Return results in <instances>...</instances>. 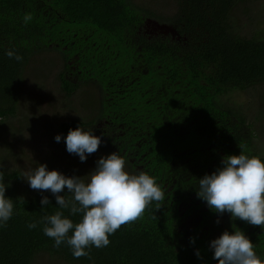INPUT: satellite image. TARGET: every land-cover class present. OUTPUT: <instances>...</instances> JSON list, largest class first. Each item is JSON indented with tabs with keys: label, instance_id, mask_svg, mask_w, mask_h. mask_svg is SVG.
Returning <instances> with one entry per match:
<instances>
[{
	"label": "trees",
	"instance_id": "obj_1",
	"mask_svg": "<svg viewBox=\"0 0 264 264\" xmlns=\"http://www.w3.org/2000/svg\"><path fill=\"white\" fill-rule=\"evenodd\" d=\"M244 1L177 0L170 25L162 26L148 25L130 0H0V122L16 113L28 62L55 53L66 95L83 83L99 91V125L72 120L61 133L98 132V150L117 152L131 174L155 178L165 196L111 234L108 246L88 249L91 259H75L66 244L54 247L43 234L41 218L60 210L51 192L24 195L21 174L0 167L5 197L13 200L12 217L0 228V264H34L40 254L58 264H218L210 242L236 229L264 259V228L221 216L196 196L198 180L221 167L223 157L243 152L264 162L252 124L222 101L264 83V29L246 34L234 15ZM26 13L33 19L25 25ZM42 196L49 205L40 204ZM32 222L37 227L30 230Z\"/></svg>",
	"mask_w": 264,
	"mask_h": 264
},
{
	"label": "clouds",
	"instance_id": "obj_2",
	"mask_svg": "<svg viewBox=\"0 0 264 264\" xmlns=\"http://www.w3.org/2000/svg\"><path fill=\"white\" fill-rule=\"evenodd\" d=\"M32 19L31 13L23 16L25 25ZM6 55L17 62L23 60L15 50H8ZM54 139L59 143L61 136ZM64 142L66 151L84 162L86 154L98 150L101 138L78 127L69 129ZM221 165L198 180L197 198L221 216L230 213L232 220L264 228V162L258 156L241 152L223 157ZM24 176L31 189L50 191L55 197L60 210L41 218L42 231L54 241V247L66 244L75 259H91L88 249L108 246L111 234L141 218L152 202L165 198L155 178L143 171L136 174L125 171V161L117 152L97 160L96 167L84 177H66L58 171H48L44 164L28 170ZM3 181L4 174L0 171V228L7 226L13 214V200L5 197L8 185ZM65 189L69 196L60 195ZM49 203L48 197L42 196L40 204ZM62 210H68L70 215L79 214L80 220L74 223ZM27 227L35 229L37 223H29ZM190 242L194 241L190 238ZM210 249L218 264H264L253 243L238 229L232 234L224 231L210 242ZM196 255L199 258V251Z\"/></svg>",
	"mask_w": 264,
	"mask_h": 264
},
{
	"label": "rangeland",
	"instance_id": "obj_3",
	"mask_svg": "<svg viewBox=\"0 0 264 264\" xmlns=\"http://www.w3.org/2000/svg\"><path fill=\"white\" fill-rule=\"evenodd\" d=\"M130 2L141 10L148 25L155 21L162 26L170 25L167 20L177 11V0ZM240 3L243 4L234 10V15L240 17L242 31L252 34L263 30L264 0ZM245 8L248 12L243 11ZM168 29L165 27L162 30L167 33ZM44 52L33 56L23 72L15 115L0 122V167L21 174L19 188L27 196L42 191L30 188L24 176L28 170L44 164L48 171L55 170L66 177H84L96 167L97 160L109 155L97 150L91 155L86 154V160L81 162L78 156L66 151L64 138L67 135L61 133L60 126L72 120L94 121V126L99 125L95 119L99 110V91L91 84L83 83L72 95H66L58 79L61 70L59 59L55 53ZM222 101L229 107L239 108L240 113L252 124L257 136L254 140L256 150L264 157V83L244 91L229 92L222 97ZM92 133L98 137V132ZM57 135L61 136L59 143L54 139ZM125 171L131 174L126 164ZM34 264L58 262L48 255L40 254Z\"/></svg>",
	"mask_w": 264,
	"mask_h": 264
}]
</instances>
